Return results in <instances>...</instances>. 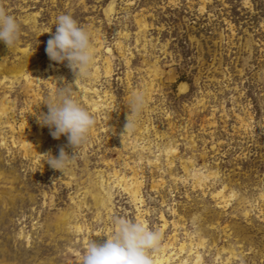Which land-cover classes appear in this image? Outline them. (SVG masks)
Masks as SVG:
<instances>
[{"label": "rangeland", "instance_id": "obj_1", "mask_svg": "<svg viewBox=\"0 0 264 264\" xmlns=\"http://www.w3.org/2000/svg\"><path fill=\"white\" fill-rule=\"evenodd\" d=\"M0 6L21 25L13 46L0 41V108L11 102L0 112V264H81L115 218L162 232L151 264H264V0ZM60 14L91 34L94 63L76 85L68 62L46 53ZM67 85L95 124L60 171L48 153L73 148L37 117ZM135 92L146 105L125 131ZM226 186L236 193L224 208L215 193Z\"/></svg>", "mask_w": 264, "mask_h": 264}, {"label": "clouds", "instance_id": "obj_2", "mask_svg": "<svg viewBox=\"0 0 264 264\" xmlns=\"http://www.w3.org/2000/svg\"><path fill=\"white\" fill-rule=\"evenodd\" d=\"M56 31L47 41L46 53L50 60L68 62L75 80L85 79L94 63V48L91 34L80 26L71 14H60L55 22ZM21 25L5 7L0 6V41L7 47L19 38ZM47 113H40L38 123L50 129L53 138L65 135L73 148L69 155L61 148L58 156L48 153L46 162L50 167L63 171L75 158V149L87 139L95 120L74 97L72 85L58 87L48 100ZM146 105L143 93L135 92L129 100V115L125 131L135 127L136 118ZM114 230L104 243L90 241L85 249L81 264H151L149 251L158 246L161 234L141 220L115 218Z\"/></svg>", "mask_w": 264, "mask_h": 264}, {"label": "bare ground", "instance_id": "obj_3", "mask_svg": "<svg viewBox=\"0 0 264 264\" xmlns=\"http://www.w3.org/2000/svg\"><path fill=\"white\" fill-rule=\"evenodd\" d=\"M203 9H205V7H203ZM139 23H140V25L142 26V28L143 29H145V28H147V22L145 21V20H140L139 21ZM122 43L120 42L119 43V45H121ZM24 50V53L25 52H27L26 51V49H23ZM107 65L110 67L111 66V63H110V60L109 59H107ZM0 70H1V66H0ZM23 71H24V69H23V67H20V69H18V68H15V69H13V73H14V77L16 76V77H18L19 75H22L23 74ZM108 73L110 74L111 73V69L109 68L108 69ZM187 88H188V85L184 82V83H182L181 84V86H180V90L182 91V92H185L186 90H187ZM10 105H11V102L10 101H8V100H6L4 103H3V106L0 108V112L2 113V114H5L7 111H8V109H9V107H10ZM39 149V151L41 152V149L40 148H38ZM173 149V148H172ZM174 151H173V153H175V154H177V148H175V149H173ZM185 170L186 171H188V168H187V166L185 165ZM197 176V180H196V183L195 184H197V186H203L204 184H205V181L206 180H204L203 178H202V176H199L198 177V175H196ZM216 176V173L215 172H213V171H211V173L209 174V175H206V176H204V177H208V178H212V177H215ZM123 182L125 181V178H123V180H122ZM127 190H130V189H128L127 188ZM131 192H133L134 193V196L136 197V196H139V194L141 193V187L139 186V185H137V186H135V188H134V191H132V190H130ZM235 193L236 192H234V191H231L230 193H227V186L226 187H224L222 190H219V191H217L216 193H215V197L216 198H218L219 200H222L221 201V203L223 204V207L224 208H227L229 205H231V200H232V198L235 196ZM264 198V194L262 195V199ZM165 219V218H164ZM164 227H166V224H165V226ZM161 234V236H162V232L160 233ZM185 245L183 244L182 246H181V252L182 251H184L185 250ZM162 263V261L161 260H159L158 261V264H161Z\"/></svg>", "mask_w": 264, "mask_h": 264}]
</instances>
